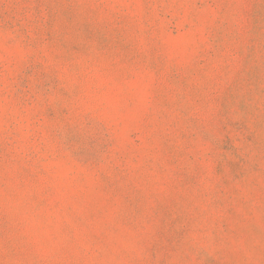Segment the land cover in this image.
Listing matches in <instances>:
<instances>
[{"label": "rangeland", "instance_id": "374dc122", "mask_svg": "<svg viewBox=\"0 0 264 264\" xmlns=\"http://www.w3.org/2000/svg\"><path fill=\"white\" fill-rule=\"evenodd\" d=\"M0 264H264V0H0Z\"/></svg>", "mask_w": 264, "mask_h": 264}]
</instances>
